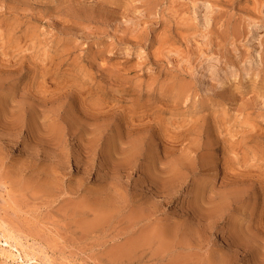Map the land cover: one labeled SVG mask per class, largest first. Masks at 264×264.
I'll return each mask as SVG.
<instances>
[{
	"label": "rangeland",
	"instance_id": "374dc122",
	"mask_svg": "<svg viewBox=\"0 0 264 264\" xmlns=\"http://www.w3.org/2000/svg\"><path fill=\"white\" fill-rule=\"evenodd\" d=\"M2 232L22 264H264V0H0L20 264Z\"/></svg>",
	"mask_w": 264,
	"mask_h": 264
},
{
	"label": "bare ground",
	"instance_id": "6f19581e",
	"mask_svg": "<svg viewBox=\"0 0 264 264\" xmlns=\"http://www.w3.org/2000/svg\"><path fill=\"white\" fill-rule=\"evenodd\" d=\"M167 231V230H166ZM166 235L169 236L168 234V231L166 232ZM170 232V231H169ZM168 233V234H167ZM171 234V233H170ZM1 237L4 239V242L7 244L8 247L10 248H14L16 253L15 254H11V259L12 260H15V259H21V262L20 264H22L24 261H28L30 259H34V257H31L29 253L27 252H24V250L22 249L21 245H19V243L12 237L10 236L9 234H6V232H2L1 233ZM12 242V243H11ZM29 255V256H28ZM176 264V263H175ZM178 264V263H177Z\"/></svg>",
	"mask_w": 264,
	"mask_h": 264
}]
</instances>
